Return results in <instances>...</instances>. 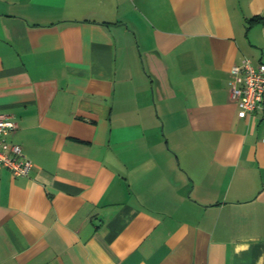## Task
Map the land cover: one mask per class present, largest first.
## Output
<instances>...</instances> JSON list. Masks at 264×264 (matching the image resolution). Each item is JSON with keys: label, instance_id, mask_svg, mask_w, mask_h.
Wrapping results in <instances>:
<instances>
[{"label": "crops", "instance_id": "0c3cea01", "mask_svg": "<svg viewBox=\"0 0 264 264\" xmlns=\"http://www.w3.org/2000/svg\"><path fill=\"white\" fill-rule=\"evenodd\" d=\"M254 21L251 19L256 18ZM264 0H0V264H264Z\"/></svg>", "mask_w": 264, "mask_h": 264}, {"label": "built area", "instance_id": "2783aa9c", "mask_svg": "<svg viewBox=\"0 0 264 264\" xmlns=\"http://www.w3.org/2000/svg\"><path fill=\"white\" fill-rule=\"evenodd\" d=\"M233 82L231 98L238 106L239 118L260 114L264 117V62L257 66L250 59L231 69ZM17 122L0 112V171L9 170L16 177L29 175L34 164L23 156L21 145L10 137L18 128Z\"/></svg>", "mask_w": 264, "mask_h": 264}, {"label": "trees", "instance_id": "16d2710c", "mask_svg": "<svg viewBox=\"0 0 264 264\" xmlns=\"http://www.w3.org/2000/svg\"><path fill=\"white\" fill-rule=\"evenodd\" d=\"M255 19H257V17H256V18H253V19H251V21H254Z\"/></svg>", "mask_w": 264, "mask_h": 264}]
</instances>
